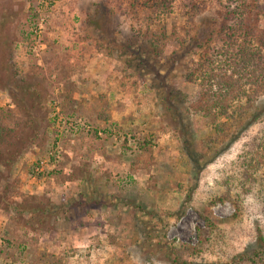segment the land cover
Masks as SVG:
<instances>
[{"label": "rangeland", "instance_id": "rangeland-1", "mask_svg": "<svg viewBox=\"0 0 264 264\" xmlns=\"http://www.w3.org/2000/svg\"><path fill=\"white\" fill-rule=\"evenodd\" d=\"M132 1L0 0V122L15 130L0 142V194L6 190V200L0 198V264H175L176 257L223 262L262 242L264 197H256L263 193L257 191L234 219L232 203L207 201L244 141L264 129V115L251 121L264 108V94L215 143L210 125L192 114L187 138L198 154L192 161L159 103L154 74L125 64L147 58L137 37L147 19L139 8L130 10ZM185 1L174 0L162 17L168 32L176 29L181 37L186 28L194 33L197 24L212 23L218 8L217 0H207L193 22ZM248 1L264 6V0ZM155 20L150 27L156 28ZM178 48L173 35L165 56ZM170 71L165 82L195 99L198 86L186 80L185 66ZM31 86L37 90L26 94L23 88ZM67 113L90 131L66 127ZM240 124L244 132L233 142ZM12 148L22 152L9 168ZM257 175L262 181L264 171ZM33 196L64 209L51 218L6 209L9 200ZM204 216L219 227L210 246L197 233Z\"/></svg>", "mask_w": 264, "mask_h": 264}, {"label": "trees", "instance_id": "trees-1", "mask_svg": "<svg viewBox=\"0 0 264 264\" xmlns=\"http://www.w3.org/2000/svg\"><path fill=\"white\" fill-rule=\"evenodd\" d=\"M217 1V16L212 19V23L197 24L194 33L190 27L186 28V35L183 37L175 31L176 29L169 33L162 19L164 15L169 14L174 0H134L130 7V10L136 8L142 10L147 19L148 28L142 31V35L137 36L143 41H141L140 50L146 54L147 58H140V64L138 58H130L125 61V64L134 70L145 67L149 73L154 74L153 84L158 90L159 103L164 114L172 118L175 125L173 127L179 134L181 150L194 162H197V149L192 147L187 138L188 122L192 114L210 125L213 130L210 134V143H213L224 136L234 123L240 122L241 118H244L254 107L256 100L264 94V21L261 17L264 16V6L258 5L257 2L250 3L248 0H226L225 3H222V0ZM184 6L187 9L188 20L194 22L196 17L206 10L208 1L187 0ZM154 17L157 19L155 20L156 28L150 27L149 24L150 21H154ZM173 35L177 38L179 48L165 56L167 41ZM126 38L130 40L126 48H131V43H134L133 38L128 36ZM192 55L196 57L190 59ZM161 57H164L163 62ZM187 57L188 61L185 62ZM178 64L185 66L186 80L198 86L195 99H189L187 93L165 82L166 73L170 70L172 73ZM161 68H166V73H163ZM36 90L33 86L28 89L23 88L26 94ZM18 98L22 96L19 95ZM24 99L27 100V96ZM32 108L28 104L23 106V110L30 115H32ZM262 115H264V108L254 111L251 121L261 119ZM75 118L67 113L65 126L77 131L83 125L90 131L89 126L82 124V119ZM30 120L32 117L27 121ZM31 126L34 128V124ZM238 126V129L231 133L233 142L239 141L244 132L241 124ZM10 132L15 133V130L0 122V142L5 141ZM97 133L98 131L95 130V134ZM21 152L20 148H12L8 151L9 168ZM50 155L49 159L52 160L57 157V153ZM237 156L231 165L230 172L223 175L221 171V182L217 180L218 185L211 192L213 196L207 201L209 206L217 203H232L236 211L233 219L243 212L248 200L255 197L257 191L263 195L262 197L256 195V198L260 200L264 197V178L260 182L257 181V174L264 171V129L248 141H244ZM2 157L5 155L0 150V158ZM39 160L36 162L37 174H42L39 172L41 168ZM260 176L263 177V173ZM5 192L4 189L0 198L4 197ZM5 200L6 197H4ZM5 203L8 211L29 216L41 214L50 218L59 217L64 209L63 206H58L49 200L43 203L36 196L28 201L9 200ZM180 216L181 213L177 214L178 218ZM204 219L206 223L204 226H197V233L200 243L210 246L213 240L212 232L217 233L219 227L211 217L204 216ZM259 238L261 243L251 246L241 255L232 256L227 261L203 263L176 257L174 262L175 264H241L246 260L245 264H264V235H259ZM191 249L192 252L197 251L194 253L196 255L201 253L198 248Z\"/></svg>", "mask_w": 264, "mask_h": 264}]
</instances>
